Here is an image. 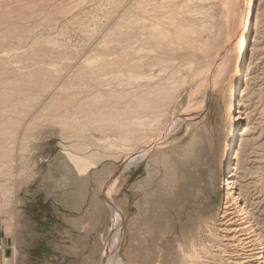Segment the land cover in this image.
Masks as SVG:
<instances>
[{"label":"rangeland","instance_id":"1","mask_svg":"<svg viewBox=\"0 0 264 264\" xmlns=\"http://www.w3.org/2000/svg\"><path fill=\"white\" fill-rule=\"evenodd\" d=\"M80 1L81 0H0V33L9 27L18 30V33L14 32L12 37H10L11 39H9L7 43L0 46V77L11 80L10 78L13 76H11L12 74L10 75V72L12 71L15 74L18 73V75H21L22 73L26 74L29 69L28 67H30L28 65H30L31 62L32 67L30 69L37 65L40 66V64H44V67L47 66L49 68H52L53 65V70L54 66H59L61 63L62 65L67 64L68 62V65H63L64 68H61V66L55 67V69L58 68V72L60 68L61 71L66 70L65 72L62 71L64 75L61 74V71L58 75L54 74V72L48 69H45V74L49 76V78L53 76L57 79V76L60 78L62 75L60 79L63 83H65V79H69L71 75L68 74V72L72 69L70 64L75 62L73 59L76 58V62L79 63V59H81V53L83 55H87V52H92V48H96L94 45H97V43H99L102 38L107 37L105 35L107 33L103 32H105V30L107 32L110 28L107 30L106 28L104 29L102 27V25L107 22L104 20V18L106 15L108 16L109 13V16L112 15L110 16L111 18L114 15V13H111L114 12V6L112 5L114 4V0ZM74 3L75 5H73ZM222 3L224 7H226V0H222ZM259 3V18L262 19V23L260 22L258 24L259 30L257 32V36L259 37H255L251 42L248 75L245 76V79H247L246 84L248 86L247 90L245 91V96L247 95L246 99L248 98V101L245 102V106L248 109V131L244 137L240 138L242 142L240 141L238 148L240 146L241 147L238 149V158H236L232 172L236 174L239 172L240 168L242 169V166L245 167L243 168L244 170L247 169L245 171L240 169V172L244 173L246 176L245 179L247 180V182H245L246 184H244V187L248 188L245 189V192H248L249 196L247 203L249 204V207L255 210L254 212L257 211L258 214H262L264 216V0H259ZM111 6H113V8ZM64 9H66V11H64L66 15H58L59 13L61 14ZM226 15L229 17V12H227ZM63 16L66 17L64 18ZM234 16L235 15L232 13L230 17H233V19L229 17V20H227L225 23V31L227 33L226 35H231L233 33L232 31H234L233 29L237 23V19L235 20ZM106 18L109 20L108 17ZM112 19L111 24L114 22L115 18L113 17ZM102 21L105 23H102ZM98 22L99 24H97ZM94 23L95 26H93ZM96 24L97 26L100 25L97 30L99 31V35L103 37L101 38L98 34H96L98 33L97 31L95 33L96 37H90L88 40L89 44L87 45L88 41H86V35L89 32L91 33V31H95L94 29H89V27H96ZM113 25L114 24H112V26ZM100 27L103 29L99 30ZM86 29L90 31L87 32ZM84 34H86L85 37H82ZM93 38L96 39L94 40ZM48 39H50L49 42ZM81 39H84L85 41L83 40V42ZM104 40L105 39H102L101 42H104ZM92 42L93 44L91 46ZM37 44L38 46H36ZM54 44L57 45L56 48H52L53 46H56ZM110 44L111 42L109 45ZM111 47L116 49L115 43L111 45ZM95 48L93 51L96 50ZM252 48H255V50L258 48L256 52H254L253 58V52H251ZM114 49L112 48L111 52L116 55V50L118 52L119 50L118 48L116 50ZM59 54L61 56H59ZM65 54H67V56L70 55L73 61L70 59V56H68V58ZM21 55H34L35 59L34 61H29L24 59ZM113 58L114 57H112V59ZM10 60L12 61L8 62ZM56 60L58 63L56 62L57 65H54ZM61 60L67 61L61 62ZM46 63L48 64L46 65ZM122 69L123 71L126 70V68H118V70ZM123 71L120 73L127 74V71ZM114 74L116 75L114 77L117 79L118 75L116 73ZM53 82H55V80H53ZM188 90L191 89L187 87L183 90V95L179 94V100L176 99L174 104L175 107H173L171 112L169 111L168 121L170 123H168L169 125L165 130H162L161 134L157 136L156 133L157 138L154 140L151 146L149 151L150 153L148 152L147 156L140 160V162L137 164H130L127 166L129 168H125L126 162L129 163V161H131L133 158V151L146 145L149 139L152 138L153 140L155 133H153V137L152 135L146 137L149 139L144 138L142 141L145 143L140 141L139 145L138 143H136L137 145L133 143V145H128L127 143L129 140L125 138L127 141L123 139L125 141L124 142L121 139L123 137L119 135L117 127L106 128L97 122H90L87 125L80 124L81 128L79 125H73L75 128L77 126L80 128V130L78 127L76 129V132H79L80 134H75V130L74 132L72 131L74 127L72 126L71 128V126L67 124V121H65L69 119L66 117L67 114L62 116L61 113H54L60 111L63 108V105L60 106L63 103H59V101H62V99H52L54 104H52V102L48 107L45 105V103L50 99L49 95H47V97L44 94H41L42 96L40 95L39 97L36 89L32 88L29 92L30 94L33 93V95H35L34 99H38L39 97L41 100L40 103L43 101H45V103L43 102V104H40L39 99L38 101L34 102L20 103L18 111L21 115H16L14 113L12 116L11 114L6 116L7 119L9 118L12 121L15 120L17 124H0V174H2L3 170L5 169L8 170L7 173L5 172V174L10 173V175L5 176L6 179L4 176L0 175V183H7H4L5 186L3 185L5 188L1 187L0 185V221L2 223V228L5 232V235H7V247L14 245V249H16L17 253L16 258L14 260L12 259L7 264H159V262L160 264H164V257L169 254V250L167 249H169L170 245H173V247L176 246L175 244H177L182 233L181 224L186 222L190 215H196L199 209H202V211L204 209H207V211L210 209L215 211L217 209L216 212L222 214V212L226 209L224 207L227 206V200L224 198L226 189L223 185H221L223 174H220L223 142L225 141L223 139V133L226 127L223 112L225 109V104L223 101L224 98L221 92V86H218L212 90L210 96L207 98L206 107H202L201 110L196 112L198 115H200L199 113H203L205 116L204 117L202 115L204 118L201 120V122H198V124H193L190 120L194 119V116H191V112H194L197 108H199V99L195 97V90H191V93ZM186 93L189 94V98ZM194 94L195 96H193ZM193 97L195 99L197 98V100L195 101ZM187 101L189 102L187 103ZM191 101L194 104H196L198 101V106L195 105L194 107ZM184 102L186 104H184ZM32 103L39 105L40 108H36L34 106L35 104ZM44 105L45 109L42 110ZM190 106L194 107L195 110L192 111V107L190 109L186 108ZM188 109L189 112H187ZM180 110L181 115L183 116L178 115L180 114ZM175 117L180 118L178 121L179 123L177 124L174 123L176 120L172 121V119H175ZM82 127L85 128V132H83L84 130H81L83 129ZM195 133L203 135L202 137L199 135V137L201 138L202 142L204 141L203 144H205L204 147L201 144V149L200 147H197L200 150L199 152L197 149V152L198 155H200V159L202 161L200 160V163L197 159V165H192V167H196L194 169L192 168V176L190 175L191 177L196 178L198 181L196 187L194 186V188L197 190L192 188L194 195L191 196L193 194L192 192L190 195L191 197H188L187 200H189V202L185 201L182 206H177V208L174 207L168 211V220L162 221L163 227H161L159 230L156 232L153 230L155 232L152 233L154 234V237L152 234H144L145 231L143 228L147 226V222L149 221L145 220V218L150 217V215H155L154 212V214L152 211L150 212L151 209H148L149 207L144 205L146 200L145 198L147 197L145 194L147 195V193L151 191H158L159 183L162 182V179H164V175L166 173L164 170H168L169 167L170 170L171 167L173 168L174 173L177 171L173 176H176V180L174 178H170L173 184L176 185L178 181L183 180L184 178L185 179L183 181H185L188 178L187 175L185 176V174H181L179 170V164L182 165L184 162L185 164H191V159L188 163H186L187 159H185V161L181 164L180 162L178 163L177 158L181 161V158L183 159L186 157H183V151L185 152V148H191V139L194 137ZM81 134L84 135L82 136ZM108 138L111 140H108ZM98 140L102 142V144ZM243 140L245 142H249L251 140V144H248V142L245 144ZM188 142H191V145H188ZM104 143L106 144L104 145ZM140 143H144L143 146ZM79 145L83 147V150ZM109 145L112 146L113 149ZM129 146H134V149H132L133 151L131 149H127L130 148ZM245 146L248 151L245 149ZM78 147H80V150ZM121 147L124 148L121 149ZM182 149L184 150L182 151ZM91 152H93V154H91ZM179 152H181V154H178ZM71 153L72 155H77L78 153V155L84 154L89 156L92 161L97 160L98 162V166L96 165L97 167L93 165L94 167H91L88 170L89 174L88 172H85L87 174L84 173L82 176L86 177L88 175L87 177H89L87 178L88 181H86L88 184L86 185L87 190L85 188V182H83L84 180L79 177L80 175L73 174L72 171L69 172V170L66 169V164L70 161L67 155ZM100 153L101 155H99ZM203 153L204 155H202ZM163 155L164 157H167V159L169 158L168 162L166 159H164ZM100 159L103 160L100 161ZM156 159L159 160L157 161ZM148 160H151L152 162ZM162 160L166 161L167 164ZM175 161H177L178 164H174ZM97 162L95 163L97 164ZM148 162L152 164V169L151 167L149 170L146 169L148 168ZM238 163L241 165L238 166ZM168 164L170 166H168ZM182 166H184V164ZM104 168H106L105 172L103 171ZM108 168H111L112 171L111 169L108 170ZM99 170L100 172L102 171L103 174L106 173L108 177L109 175L113 176L112 174H114L116 171L118 174H115L113 177L110 176L111 180L109 182L108 180L110 178L107 180V175L102 174L100 180L105 182V186L107 187L102 186V190L99 189V191H97L98 186L100 188V185H102L103 182L100 183L99 179H95L93 173L94 171L98 172ZM67 171L71 174H69ZM148 171L152 174H150ZM119 172H122V175L124 176H120ZM66 175L67 177H69L68 175H71L72 177H69L71 179H68ZM117 177H120L121 179H118ZM78 179H80L81 183ZM106 180L108 183L107 185ZM201 180L202 182H200ZM143 181L145 182L143 183ZM257 181L260 184H257ZM114 182L115 189L113 188V190L110 191V187H113ZM249 182L250 184H248ZM154 183H157V186ZM144 184L147 187L149 184V186L152 188L148 187V189ZM199 185L202 186L200 187ZM248 185H251V187ZM107 190L111 192V194H108V198L111 200V204H114L112 209L116 211L115 214L120 215L122 227V236L120 238L121 244L119 249L113 248L115 249L113 253H111L113 249H111L109 246L110 241L112 240L110 235L115 233L113 232L111 234L112 228L114 226L112 220L114 212L107 203ZM157 191L155 192L156 194ZM242 196L245 198L244 192H242ZM198 197L202 198L198 199ZM141 205L142 207H140ZM148 214L149 216H147ZM154 221L156 220L154 219ZM165 224L170 227L168 228ZM169 229L171 232H169ZM161 249L163 251H161ZM153 251L154 253H152ZM114 256H116L117 260L115 263L112 261ZM1 264H4L3 260Z\"/></svg>","mask_w":264,"mask_h":264},{"label":"bare ground","instance_id":"2","mask_svg":"<svg viewBox=\"0 0 264 264\" xmlns=\"http://www.w3.org/2000/svg\"><path fill=\"white\" fill-rule=\"evenodd\" d=\"M258 3L259 0H226V7H224L222 0H114V4H112L114 8L113 6H111L114 10V12H111L112 14L114 13L113 17L115 18V20L112 23L114 25L112 26L111 24L113 17L112 18L110 17L112 15L109 16L110 13L109 14L107 13L108 16L106 15V17H108L109 20H107V18L105 17L104 20H106L107 22L105 23L102 21V23L105 24L102 25V23L100 22V24L104 29L106 28L108 30L110 28L107 32L106 30L105 32H103V33H107L105 34L107 37L102 38L103 36L101 37L99 35V31L97 30V28L100 26V25L97 26L99 22L96 24V27H91V28L89 27V29L91 30L94 29L95 31L93 32L91 31L90 33L89 32L90 30L86 29V31L89 33L88 34L86 33L87 35L84 34V36H82L85 37L86 35V41H88L90 37H96L95 33L97 31L98 33L96 34H98L102 39L105 40L104 42H101L102 41L101 39L99 43H97V45H94L96 46V48L93 47L92 52H87L88 53L87 55H83L81 53L80 56L81 59H79L80 60L79 63L76 62L77 60L76 58L73 59L75 61L74 63L72 64H70L71 62L69 63L72 69L69 70L68 74L71 75L69 79L67 80L65 79V83H63L60 79L62 75L60 76V78L57 76V79L53 76H51V78L53 79L49 78V76L45 74L46 71L45 69H48L54 72V74L59 75L61 68H64L63 65L65 66L68 65V62L67 64L62 65L61 63V65L59 66H54L55 71L52 69L53 65L52 68L51 67L49 68L47 66L44 67L43 66L44 64L42 65L40 64V66L37 65L34 68L30 69L32 67L31 66L32 62H31L30 65H28L30 67H28L29 69L26 74L22 73L23 75L22 74L18 75V73L15 74L12 71L10 72V75L12 74L11 76H13L10 78L11 80H7V78L4 79L3 77H0V124H5V125L17 124L15 120L12 121L9 118L7 119L6 116H8L9 114H11L12 116V114L14 113L16 115L17 114L21 115L18 111L19 110L18 107L20 103L34 102V101H38V99L40 103L41 100L39 97L41 94H44L45 96L49 95L50 98L49 100L60 98L62 99V101L59 100L58 101L59 103H63L60 106L63 105L64 109L62 108L60 111L54 113L55 114L61 113L62 116H65L67 114L66 117H68L69 119L65 121H67V124H69L71 128L73 125L74 126L79 125L81 128L80 124L87 125L90 122L91 123L97 122L99 124H102L106 128L117 127L119 131V135L123 137L121 139L122 140L124 139L125 141H127L126 139L129 140L127 143L128 145H133V144L137 145L136 143H138L139 145L140 141L144 140V138L148 137L149 135H152L153 137V133H155L153 140L151 136H150L151 139L146 138L149 139L146 145L143 146V144L145 143L144 141H142L144 143L142 144L140 143L143 147H139V149L137 148V150L135 149L134 151L132 150L134 149V146L132 147L129 146L130 148H127L133 151L132 160L129 161V163L126 162L125 165L126 166L125 168H129L127 166H129L130 164H137L138 162H140V160H142L147 156V153L150 151L154 140L157 138L159 134L162 133V130H165L168 127L169 125L168 123H170L168 121L169 111L171 112L173 107H175L174 104L176 102V99L179 100V94L183 95L184 89L188 87L191 90H195L196 96L195 94L193 96L199 99V104H200L199 108H197L198 101L196 102V104H194L191 101L194 107L195 105H197L196 110L192 106L186 107L189 109L192 107V111L195 110L194 112H191L192 113L191 116L193 115L194 119L192 118L193 120L190 121H192L193 124L194 123L198 124V122H201V120L205 116L203 115V113L202 114L199 113L200 115H198V113L196 112L201 110L202 107L204 108L206 107L207 98L210 96L212 90L218 86H221V92L223 94V98H224L223 101L225 104V109L223 112H224V122L226 124V127L223 133V139L225 141L223 142V154L221 158L220 174L221 175L223 174V178H222L223 180L221 185H223L226 189L224 198L227 200V206L224 207L226 209L222 212V214L216 212L217 209L215 211L212 209L208 211L207 209L206 210L204 209L203 211L202 209H199L196 215H190L187 218L186 222H183L181 224L182 233L180 235L181 237L178 239L177 244L174 243L176 246L175 247H173V245H170V247L168 246L169 249L167 250H169L168 251L169 254L167 253L168 255L164 257L165 258L164 264H264V216L262 214L261 215L258 214L257 211L254 212L255 210L249 207V204L247 203L249 200V196H248V192L247 193L245 192V189L248 188L244 187V184H246L245 182H247V180L245 179L246 176L244 175V173L240 172L241 168L240 167H239L240 169L237 168L239 169V172H237L236 174L232 172V168H234L236 158H238L237 157L238 149H240L241 147L240 146L238 148L239 143L241 141L240 138L244 137V135L248 131V122H249L248 111H247L248 109L245 106L246 105L245 102L248 101V98L246 99L247 95L245 96V91L247 90L248 86L246 84L247 79H245V76L248 75V64H249V53H250L251 42L252 39H254L255 37H259L257 36L258 35L257 32L259 30L258 24L260 22L262 23V19L259 18ZM73 5H75V3ZM64 11H66V9H64L61 14L60 13L58 14V12L57 14L60 16L64 15L65 14ZM227 12H229L230 14L229 17L233 13L235 15L234 19L235 20L237 19L236 26L233 29L234 31L231 30L233 32L231 35L230 34L226 35L227 33L225 31L226 30L225 23L227 22V20H229V17H227L226 15ZM63 17L65 18L66 16ZM230 18L233 19V17ZM95 23L93 26H95ZM103 28L100 27L99 30ZM14 32L18 33V30L11 27L6 28L4 31H2L0 33V46L7 43L8 40L11 39L10 37H12ZM93 39L95 40L96 38ZM49 40L50 39H48V42ZM110 42L111 44L109 45ZM112 42L113 44L115 43L116 49L118 48L120 53L116 49H114V47H111V45H113ZM88 44L89 41L87 42V45ZM92 44L93 42L91 43V46ZM36 46H38V44ZM56 47L57 45L55 47L53 46L52 48H56ZM94 48L96 49L95 51H93ZM112 48L116 50L117 54L118 53L119 54L118 55L113 54L111 52ZM256 50L255 48H252L251 50V52H253L252 58ZM65 55L67 56V54ZM59 56L61 55L59 54ZM22 57L29 61H34L35 59L34 55H25ZM112 57L114 58L112 59ZM70 59L72 60L71 56ZM11 61L12 60L8 62ZM63 61H67V60H63ZM63 61L61 60V62ZM56 62L58 63V61L56 60L54 65H57ZM47 64L48 63H46V65ZM60 66L61 68L58 72L57 71L58 68L55 69V67H60ZM119 67L120 68L122 67L124 69L126 68V70L124 71L125 72L127 71V74L125 73L121 74L120 72L123 71V69L118 70ZM62 71L61 74L64 75ZM65 71L66 70H64L63 72ZM112 73L113 74L116 73L118 75L117 79L114 77L116 75L115 74L113 75ZM53 80H55V82H53ZM32 88L36 89V92L39 96L38 99H34L35 96L33 95L34 90L33 93L31 92L32 94H30L29 91ZM191 90L188 91L190 92ZM186 94L188 95L189 98V94L188 93ZM197 98L196 99L194 98L195 101L197 100ZM49 100L46 103L45 101H43L45 105H47L48 107L50 103L53 102L52 104H54L53 100L52 101ZM43 102L40 104H43ZM185 102L184 104H186ZM188 102L189 101H187V103ZM45 105L43 106L42 110L45 109ZM34 106L36 108L39 107V105L37 104H35ZM189 109L187 112H189ZM179 113L180 114L178 115H181V110ZM202 115L204 117H202ZM176 117L175 119L174 118L172 119V121L176 120V122H174L175 124L179 123L178 121L180 120V118H176ZM79 126L77 127L80 130ZM77 127L76 128L74 127L73 130L71 129L73 132L75 130L74 132L75 134L79 133L76 132ZM85 128L81 130H84L83 132H85ZM81 135L83 136L84 134ZM199 135L201 137L203 136L201 134L195 133L194 137H192L191 139L192 143L190 142L192 144L191 148H185V152L183 151L184 149H182L183 157L184 156L186 157H184L183 159L181 158V161L180 159L177 158L178 163L180 162L181 164L185 161V159H187L186 163H188L189 160L191 159L190 162L191 164H185V162L183 163L184 166H182L183 164L182 165L179 164L180 169L178 166V169L180 170L181 174L183 173V175L184 174L185 176L187 175L188 178L185 181H183L185 178L183 180L178 181L176 185L173 184L170 178L175 179L176 176L175 177L173 176L177 171L174 173L173 168L171 167L172 170L171 171L169 167L168 170L167 169L164 170L166 173L164 175V179H162V182L160 181L161 183H159L158 191L156 190L157 194L155 193L156 191L155 192L151 191L147 193V195L145 194V196L147 197L145 198L146 200L144 205L149 207L148 209H151L150 212L151 211L152 213L154 212L155 215L154 216L150 215V217L145 218V220L147 221L149 220V221L147 222V226L143 228L145 231L144 234L149 235L154 232L153 230H155V232L159 230L161 227H163L162 221L168 220L167 214L170 209L174 207L177 208V206L179 207L182 206L185 203V201L189 202V200L187 199L193 192L192 188H194V186L196 187V185L198 184L197 179L191 177L192 168L194 169L196 167V166L192 167V165H197V161L199 160L200 162L201 160L200 155H198L197 152L199 150L197 147H200L201 144L203 145V147L205 145L203 144L204 141L203 142L201 141ZM108 140L111 139L108 138ZM250 142L251 140L248 142V144ZM100 143L102 144V142ZM190 143L188 142V145H191ZM105 144L106 143H104V145ZM80 147H78L79 150ZM82 148L83 147H81V149ZM123 148L121 147V149ZM245 149L248 151L246 146ZM93 152H91V154H93ZM78 154L72 155L71 153L67 155L70 161L69 163L67 162L66 169L69 170V172L72 171L73 174L80 175L79 177L82 180H84L83 182H85V186H86L88 185L86 181H88L87 178L89 177H87L88 175L86 177H82V176L85 172H88V170L91 167H94L93 165L98 166V162L97 160L96 161L93 160L97 162L96 164L95 162L92 161V159L89 156L84 154L81 155ZM178 154H181V152H179ZM99 155H101V153ZM202 155H204V153ZM164 159H166L167 162L169 161L168 160L169 158L167 159V157H164ZM101 160L103 159H100V161ZM192 160H193V164H192ZM166 161L163 162L166 163ZM177 161H175L174 164L177 163ZM240 163H238L239 164L238 166L242 164ZM151 165L152 164L149 163L147 165L148 168L146 169L149 170ZM168 166L170 165L168 164ZM243 168L245 167L242 166L241 170H244ZM105 169L106 168H104L103 170L104 172ZM109 169L111 168H108V170ZM7 171L8 170L6 169L3 170V173L0 175L4 177L6 175H10V173L5 174V172L7 173ZM119 173L120 176L123 174L122 172ZM93 174L95 176V179L100 180V177L102 176L103 173L102 171L100 172L99 170L98 172L94 171ZM104 174L107 175L106 173ZM115 174L116 175L118 174L117 171L114 172V174L112 175L114 176ZM68 176L70 177L71 175ZM110 176L111 175H109V177L108 175L106 176L107 180L108 178H110ZM69 177L67 178L71 179ZM117 178L119 179L120 177ZM78 180L80 182V179ZM107 180H106V185L108 184ZM110 180L111 178L108 180V182ZM101 182L103 181L100 180V183ZM144 182L145 181H143V183ZM200 182H202V180ZM4 183H0L1 187H3ZM103 183L102 185H100L101 186L100 188L98 186L97 191H99V189L102 190L101 189L102 186L107 187L105 186V182ZM157 183L154 184L156 185ZM149 184L148 187H151L149 186ZM248 184H250V182ZM257 184L260 183L258 182ZM111 187H110L111 189L110 191H112L113 188L115 187V182L113 183V187L112 188ZM249 187H251V185ZM85 188L87 190V186ZM107 191H108L106 192L107 203L108 206L111 208V210H113L114 212L112 220L115 226V227L113 226L111 231V234L113 232L115 233L110 235V237H112V240L110 241L109 247H111V249L113 248L119 249V246L121 244L120 238L122 236L121 219H120V215L118 213H117L118 215H116L115 214L116 211L112 209L114 207V204H111V200L108 198L109 197L108 194L109 193L111 194V192H109V190ZM242 192H244L245 198H243ZM193 195L194 192L191 196ZM199 198L202 197H198V199ZM142 205L140 207H142ZM249 208H251L252 210ZM147 216H149V214ZM153 218L156 221H154ZM166 226L168 228L170 227L168 225ZM0 229L1 231H3V233H5L2 228L1 221H0ZM169 232H171L170 229ZM153 235L154 234H152V236ZM5 236L7 237V235ZM7 248L10 250L9 254H7V252L5 251H0V264L2 263V260L4 264H7L12 259L14 260L17 256L16 249H14L15 248L14 245L13 246L10 245V247ZM115 249H113L111 253H113ZM161 251L163 250L161 249ZM152 253H154V251ZM112 261L113 263L117 261L116 256H114V259H112Z\"/></svg>","mask_w":264,"mask_h":264},{"label":"built area","instance_id":"3","mask_svg":"<svg viewBox=\"0 0 264 264\" xmlns=\"http://www.w3.org/2000/svg\"><path fill=\"white\" fill-rule=\"evenodd\" d=\"M7 243V237L5 236V233H3V231H1L0 229V251H8Z\"/></svg>","mask_w":264,"mask_h":264},{"label":"water","instance_id":"4","mask_svg":"<svg viewBox=\"0 0 264 264\" xmlns=\"http://www.w3.org/2000/svg\"><path fill=\"white\" fill-rule=\"evenodd\" d=\"M9 253H10V250L7 251V254H9Z\"/></svg>","mask_w":264,"mask_h":264}]
</instances>
